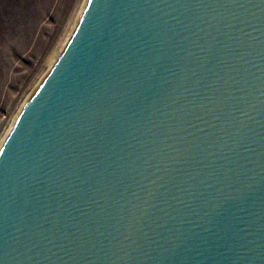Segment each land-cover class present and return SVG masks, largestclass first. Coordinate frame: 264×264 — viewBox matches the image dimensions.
<instances>
[{
  "label": "water",
  "instance_id": "1",
  "mask_svg": "<svg viewBox=\"0 0 264 264\" xmlns=\"http://www.w3.org/2000/svg\"><path fill=\"white\" fill-rule=\"evenodd\" d=\"M0 264H264V0H90L0 154Z\"/></svg>",
  "mask_w": 264,
  "mask_h": 264
},
{
  "label": "rangeland",
  "instance_id": "2",
  "mask_svg": "<svg viewBox=\"0 0 264 264\" xmlns=\"http://www.w3.org/2000/svg\"><path fill=\"white\" fill-rule=\"evenodd\" d=\"M78 5L80 0H0V140L37 89Z\"/></svg>",
  "mask_w": 264,
  "mask_h": 264
},
{
  "label": "bare ground",
  "instance_id": "3",
  "mask_svg": "<svg viewBox=\"0 0 264 264\" xmlns=\"http://www.w3.org/2000/svg\"><path fill=\"white\" fill-rule=\"evenodd\" d=\"M90 0H80V5H78L77 10L75 9L72 11V13L69 16L68 22L66 27L64 28V32L62 36H60V40L55 47V50L53 51V54L49 60L48 67L46 72L43 74L41 77L40 81L37 83L36 87L37 89H34L32 93L28 96V98L25 100V102L22 104L20 107L18 114L16 117L13 119L12 124L10 127L7 129L5 132L4 136L0 140V154L7 143L9 137L11 136L12 132L14 131L21 115L23 114L24 110L30 103L31 99L35 95V93L39 90V88L44 84L45 80L48 78V76L51 74L59 60L61 59L62 55L66 51L67 47L69 46L82 18L83 15L89 5ZM63 30V29H62ZM61 34V33H60ZM52 47V46H51ZM51 52V51H50ZM37 90V91H36Z\"/></svg>",
  "mask_w": 264,
  "mask_h": 264
}]
</instances>
